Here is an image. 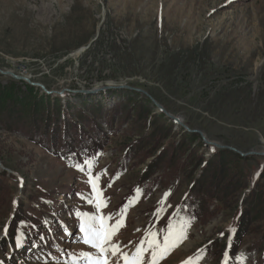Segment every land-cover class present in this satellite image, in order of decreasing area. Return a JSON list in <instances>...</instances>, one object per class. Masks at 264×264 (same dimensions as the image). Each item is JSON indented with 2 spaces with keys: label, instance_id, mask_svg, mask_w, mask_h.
<instances>
[{
  "label": "rangeland",
  "instance_id": "374dc122",
  "mask_svg": "<svg viewBox=\"0 0 264 264\" xmlns=\"http://www.w3.org/2000/svg\"><path fill=\"white\" fill-rule=\"evenodd\" d=\"M0 69L38 84L0 74L4 264H64L70 253L91 251L77 242L73 215L95 212L77 195L91 194L87 166L85 172L75 167L86 160L93 162L92 175H100L107 201L100 214H111V223L127 205L113 237L126 250L146 231L162 241L169 219L179 227L183 218L191 221L186 238L159 264L188 257L193 264H222L225 251L228 264H264V156L238 161L225 154L223 178L244 186L230 192L208 185L204 192L198 181L213 149L200 135L186 138L183 127L169 126L146 95L208 140L242 153L261 151L264 0H0ZM119 83L130 88L84 92ZM26 85L34 89L29 93ZM34 102L57 123L54 141L25 129L42 118L35 112L32 123ZM220 164L215 157L209 169ZM165 192L171 195L157 219ZM243 214L251 225L234 242L229 229L236 230ZM17 228L24 233L22 248L13 246ZM33 242L39 247L31 248Z\"/></svg>",
  "mask_w": 264,
  "mask_h": 264
},
{
  "label": "snow or ice",
  "instance_id": "6c2138e0",
  "mask_svg": "<svg viewBox=\"0 0 264 264\" xmlns=\"http://www.w3.org/2000/svg\"><path fill=\"white\" fill-rule=\"evenodd\" d=\"M92 163L91 160H86L84 161V166L76 164L75 167L79 171L85 172V166H87V183L91 186V194L85 195L79 193L77 195L80 199L86 200L89 205H94L95 212H84L81 210L73 212L78 221L79 232L81 233L77 242L87 246L91 251H81L78 254L70 253L64 264H159L161 260L186 238V229L191 226L190 219L184 222L182 218L179 227H176L173 221L169 219L166 230H161L163 231L162 241L158 238L159 234L157 232L146 231L144 236L141 237L131 250H126L128 246L114 241L113 237L123 226L122 219L126 215L127 205L121 210L119 218L114 222L109 223V221H113L111 214H100L102 209L107 207V201L103 198L102 189L98 187L100 175L93 176L91 173ZM108 186L111 187V184ZM139 191L137 188L136 192L139 193ZM170 195V192H165L159 201L161 207L157 208L154 213L157 219H159L160 213L165 211L164 205ZM15 203L13 201L14 206ZM20 223L21 225H26L25 221H21ZM43 223L47 227L48 222L44 221ZM59 226L63 229L64 235H68L67 227L63 223ZM30 227L35 229L37 225H30ZM229 231L234 232L235 229L232 228ZM2 234L5 237L8 236L7 224L3 226ZM221 235L224 234L221 233ZM23 236L24 233L20 232L19 228H17L14 237L15 243L13 245L15 248L23 247ZM40 239L41 241H45V235L40 234ZM129 244H132V242L129 241ZM30 247L37 248L39 245L33 242ZM228 259L229 253L225 251L222 264H228ZM0 264H4V262L0 261ZM182 264H193V257H188Z\"/></svg>",
  "mask_w": 264,
  "mask_h": 264
},
{
  "label": "trees",
  "instance_id": "16d2710c",
  "mask_svg": "<svg viewBox=\"0 0 264 264\" xmlns=\"http://www.w3.org/2000/svg\"><path fill=\"white\" fill-rule=\"evenodd\" d=\"M26 86L28 88L29 93L34 89V87H32L30 85H26ZM41 96H43V97L40 98V102L43 101L45 95L43 93H41ZM48 100H51V99H48ZM57 100H55L54 103H55V106L59 107V105L56 104ZM33 106H34V113H32V116L35 114V112H38L37 111L38 109L43 108L42 103L34 102ZM57 110H59V108ZM159 112L163 113L161 111H159ZM40 113L42 114V118L40 119V121L37 125L26 127L23 124V126L26 127L25 129L30 130V131H32V130L40 131L41 136H42L44 141H46L48 138L51 141H54L57 123L52 122L51 119L49 118V116H47L48 118L45 117L44 112H42V111L36 113L35 115L40 114ZM35 115H34L33 120H32V123H34V124H36V122H34V121H37ZM78 116H79V118L83 119V121H85L87 119V117H86V115H84V113L79 112ZM166 119L169 120V126H172L173 124H175L171 119H169L167 117H166ZM17 122H19V120H17ZM92 122H94V121H92ZM60 129H61V126H60ZM62 129L64 130V128H62ZM90 131L93 134L96 133L95 129H90ZM183 134H185L186 136H189L186 138H192V139H197L198 135H199L198 133L188 132V131H185ZM199 144L203 145L200 142H199ZM79 145H80V143L77 144V146H79ZM205 146H207V145H205ZM61 147L63 149L64 145ZM210 148L213 149V151L211 152L212 157H211V160L209 162H206V167H205L204 171H202L203 175H202V177H200V179L198 181L199 184H203L200 188L202 190H204V192H209V190H207L208 185H210V187H213L216 190H223V191H229L230 190V192H232L231 188H241L242 189L244 184L241 186H235L233 184L229 185L227 180L223 178L225 176L224 174H226L227 169H226L225 165L222 163V161H223L225 154H227L230 157L235 156L238 161L243 160L246 157H242L239 154L234 153V152L227 150V149H218V148L213 147L211 145H210ZM215 157H218V160H220L221 164L219 166H217L216 169H209V165L215 159ZM220 175H222V176H220ZM223 195H225V194H223ZM252 208L253 207L251 205V210H252ZM250 225H251V218L249 217V214H243L242 216L240 215L239 220H238V224H237V227H236V230L234 233V242L239 240V239H242L246 235V233L249 231ZM10 229H11V227H9V230ZM8 233H9V231H8Z\"/></svg>",
  "mask_w": 264,
  "mask_h": 264
},
{
  "label": "water",
  "instance_id": "95a60500",
  "mask_svg": "<svg viewBox=\"0 0 264 264\" xmlns=\"http://www.w3.org/2000/svg\"><path fill=\"white\" fill-rule=\"evenodd\" d=\"M91 42H92V41H90L86 46L80 48V49L78 50L77 53H80V52H82L84 49L88 48ZM0 74H3V75H10V76H12V77H14V78H16V79L25 80V81L29 82V83L32 84V85H38V84H36V83H33V82L29 81V79H28L27 77H25V76H21V75H16V74H14L13 72H11V71H9V70H1V69H0ZM39 86H40L42 89H44V87H43L42 85H39ZM106 88L119 89V88H130V87L127 86V85H125V84H120V83H119V84H108V85H105V86H102V87H99V88H94V89H90V90H85L84 92H95V91H97V90L106 89ZM45 91H46V90H45ZM141 91L145 94V92H144L143 90H141ZM46 92H48V91H46ZM146 95H147V96L150 98V100L156 105L157 109H158L159 111L163 112V113H164L169 119H171L176 125L183 127V128H184L186 131H188V132H195V133H198V134L200 135V137L202 138V140L206 143V145H211V146L216 147V148H227V149H231V150H233V151L238 152L241 156L253 155V154H254V155L264 156V152H263V151H250V152L242 153V152H240V151H238V150H236V149H234V148H232V147H230V146L221 145V144H219V143H217V142H215V141L208 140L200 130H198V129H190L188 126H186L185 124L182 123V121H181L180 118H178V117H176V116H174V115L168 113V112L164 109V107H163L161 104H159L154 98H152L149 94L146 93ZM1 168L4 169V167H2V166H1ZM5 170H7V169H5ZM7 171H9V170H7Z\"/></svg>",
  "mask_w": 264,
  "mask_h": 264
},
{
  "label": "bare ground",
  "instance_id": "6f19581e",
  "mask_svg": "<svg viewBox=\"0 0 264 264\" xmlns=\"http://www.w3.org/2000/svg\"><path fill=\"white\" fill-rule=\"evenodd\" d=\"M261 151H263V152H264V148H263Z\"/></svg>",
  "mask_w": 264,
  "mask_h": 264
}]
</instances>
